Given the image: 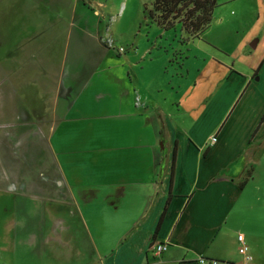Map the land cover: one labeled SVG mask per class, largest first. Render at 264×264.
Instances as JSON below:
<instances>
[{"label":"crops","instance_id":"1","mask_svg":"<svg viewBox=\"0 0 264 264\" xmlns=\"http://www.w3.org/2000/svg\"><path fill=\"white\" fill-rule=\"evenodd\" d=\"M58 21L45 38L40 20L43 39L25 46L22 62L0 63V86L7 101L19 96L22 117L51 121L57 195L77 231V263L264 264V48L244 44L237 54L204 32L182 43L194 50L184 59L173 42L168 49L165 30L131 61L89 32L99 52L86 59L68 44L51 48ZM208 57L216 63L207 66ZM240 233L251 262L239 252ZM158 243L168 244L160 255Z\"/></svg>","mask_w":264,"mask_h":264},{"label":"rangeland","instance_id":"2","mask_svg":"<svg viewBox=\"0 0 264 264\" xmlns=\"http://www.w3.org/2000/svg\"><path fill=\"white\" fill-rule=\"evenodd\" d=\"M153 1L0 0V46L3 47L0 63L6 67L10 58L22 62L25 46L39 45L43 39L36 34L40 20L47 21L46 38L52 33L54 19L59 21L56 41L51 48H64L68 44L71 52L86 55V59H97L99 49L89 34L94 32L102 39L103 47L125 55L124 58L130 56L133 61L134 53H142L155 40V35L165 31L146 18L145 7H151ZM217 2L212 24L205 31L207 38L230 49L237 48V54L244 44L247 52L263 49L264 40L259 48L252 44L264 38V0ZM165 35L170 39L164 38L168 49L173 50L170 46L173 42L174 47L184 50L183 56L186 53L184 59L194 54V50L188 52L187 44H182L179 30L172 29ZM26 36H31L30 40ZM210 44L208 47L220 51ZM121 47L127 51L121 52ZM179 48L173 62H168L170 72H175L174 64L182 59ZM4 49L5 56L2 55ZM10 54L13 56H7ZM225 55L219 54L221 59L231 60ZM243 56L249 60L257 57L248 53ZM233 58L235 62L240 60L238 55ZM241 60L245 63L244 58ZM214 63L208 57L206 65ZM5 77L0 66V82ZM190 78L193 87V75ZM7 94L5 84L1 85L0 264H79L75 258L77 248L70 245L71 235L77 231L70 226L68 211L57 195L60 188L55 181L59 171L53 165L48 142L51 121L43 117H22L25 111L22 102L17 101L19 96H14L15 102H9Z\"/></svg>","mask_w":264,"mask_h":264},{"label":"trees","instance_id":"3","mask_svg":"<svg viewBox=\"0 0 264 264\" xmlns=\"http://www.w3.org/2000/svg\"><path fill=\"white\" fill-rule=\"evenodd\" d=\"M217 5V0H154L145 7V15L163 30H179L181 42L186 43L209 28Z\"/></svg>","mask_w":264,"mask_h":264},{"label":"built area","instance_id":"4","mask_svg":"<svg viewBox=\"0 0 264 264\" xmlns=\"http://www.w3.org/2000/svg\"><path fill=\"white\" fill-rule=\"evenodd\" d=\"M111 43L112 42H110V44ZM120 51L125 52L126 49L121 47ZM216 141H217V137H213L212 143H215ZM238 240L240 243V247H239L240 254L243 255L245 261L251 262L253 260V255L251 254L250 247H249L248 243L246 242L245 235L243 233H240L238 235ZM153 249L155 251V254L160 255L168 249V244L167 243H158V244H155ZM201 263H203V264H218L217 261H210V260H207L206 258H201Z\"/></svg>","mask_w":264,"mask_h":264},{"label":"water","instance_id":"5","mask_svg":"<svg viewBox=\"0 0 264 264\" xmlns=\"http://www.w3.org/2000/svg\"><path fill=\"white\" fill-rule=\"evenodd\" d=\"M256 42H257V41H255V43H253V44H252V45H253V47H256Z\"/></svg>","mask_w":264,"mask_h":264}]
</instances>
